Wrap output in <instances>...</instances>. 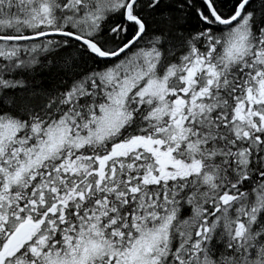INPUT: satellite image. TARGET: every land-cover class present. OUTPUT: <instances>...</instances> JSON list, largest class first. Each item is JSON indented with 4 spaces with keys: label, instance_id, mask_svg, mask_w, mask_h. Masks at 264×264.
Here are the masks:
<instances>
[{
    "label": "snow or ice",
    "instance_id": "snow-or-ice-1",
    "mask_svg": "<svg viewBox=\"0 0 264 264\" xmlns=\"http://www.w3.org/2000/svg\"><path fill=\"white\" fill-rule=\"evenodd\" d=\"M0 264H264V0H0Z\"/></svg>",
    "mask_w": 264,
    "mask_h": 264
}]
</instances>
